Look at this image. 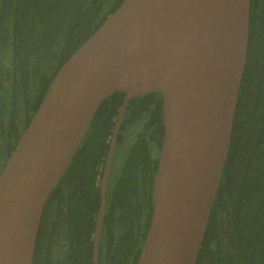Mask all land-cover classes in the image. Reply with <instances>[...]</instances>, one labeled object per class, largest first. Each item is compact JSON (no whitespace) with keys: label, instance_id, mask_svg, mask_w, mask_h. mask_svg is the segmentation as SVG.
<instances>
[{"label":"water","instance_id":"obj_1","mask_svg":"<svg viewBox=\"0 0 264 264\" xmlns=\"http://www.w3.org/2000/svg\"><path fill=\"white\" fill-rule=\"evenodd\" d=\"M251 0H123L64 62L0 172V264H33L43 211L101 103L162 95L153 212L137 264H196L228 158L248 56Z\"/></svg>","mask_w":264,"mask_h":264},{"label":"trees","instance_id":"obj_2","mask_svg":"<svg viewBox=\"0 0 264 264\" xmlns=\"http://www.w3.org/2000/svg\"><path fill=\"white\" fill-rule=\"evenodd\" d=\"M123 0H0V156L3 166L64 62ZM126 93L99 106L46 202L33 264H93L98 185ZM141 130L110 181L99 264H137L153 212L164 136L162 95L128 102L123 131ZM157 156L153 158V149ZM196 264H264V0H251L248 56L222 180Z\"/></svg>","mask_w":264,"mask_h":264},{"label":"flooded vegetation","instance_id":"obj_3","mask_svg":"<svg viewBox=\"0 0 264 264\" xmlns=\"http://www.w3.org/2000/svg\"><path fill=\"white\" fill-rule=\"evenodd\" d=\"M119 116V115H118ZM118 118V117H117ZM141 124L140 123H136L132 126H129L127 127L123 133H124V136H123V139L122 141L120 142L121 144V148L119 147V145L117 146V140H118V136H117V140H116V145H115V149H114V154H113V158H112V161H111V164H110V169H109V174H108V179H107V184H106V208H107V193H108V188H109V184H110V181L112 180L114 174L116 172H119L121 169H123V167L125 166L126 164V160H127V156H128V153H127V156L125 158V160L123 161V163L121 165L118 164V160H119V156L121 154V150H122V145L129 141L131 144V147L132 145L135 143L136 139H137V134L138 132L141 130ZM121 128V126H120ZM127 131H130L131 133L127 135ZM114 132V131H113ZM120 132V130H119ZM119 132H118V135H119ZM113 136V134H112ZM111 141H112V138H111ZM162 146V145H161ZM110 147H111V144H110ZM121 149V150H120ZM131 149V148H130ZM109 151H110V148H109ZM109 151H108V154L106 156V161L104 163V167H103V172L102 174H100V179L98 180V185H100V190H101V193H102V183H103V178H104V175H105V170H106V165H107V159H108V155H109ZM160 151H161V148H160ZM160 151H159V154L160 155ZM157 150L156 148L153 149V158H155L157 156ZM158 161H159V158H158ZM158 167V165H157ZM157 171V170H156ZM156 175V174H155ZM155 179V178H154ZM153 188H154V183H153ZM102 195V194H101ZM101 204V203H100ZM106 211V209H105ZM105 216V214H104ZM104 221V220H103ZM97 227V226H96ZM103 228V227H102ZM96 231V230H95ZM102 234V233H101ZM94 238H95V235H94ZM100 242H101V239H100Z\"/></svg>","mask_w":264,"mask_h":264},{"label":"rangeland","instance_id":"obj_4","mask_svg":"<svg viewBox=\"0 0 264 264\" xmlns=\"http://www.w3.org/2000/svg\"><path fill=\"white\" fill-rule=\"evenodd\" d=\"M131 132L130 131H127V135L130 134ZM131 143L129 141L125 142L123 145H122V150L120 151L121 154L119 156V160L117 161L119 165H121L123 163V161L125 160L126 156H127V153L128 151L130 150L131 148ZM119 147L121 148V144H119ZM152 149H154V147H152ZM3 155L0 156V172L1 170L3 169Z\"/></svg>","mask_w":264,"mask_h":264}]
</instances>
